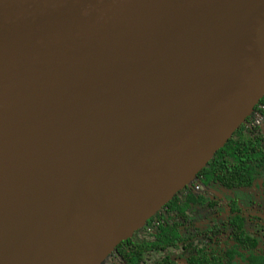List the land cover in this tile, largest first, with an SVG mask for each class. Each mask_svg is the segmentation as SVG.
Returning <instances> with one entry per match:
<instances>
[{"label": "water", "instance_id": "95a60500", "mask_svg": "<svg viewBox=\"0 0 264 264\" xmlns=\"http://www.w3.org/2000/svg\"><path fill=\"white\" fill-rule=\"evenodd\" d=\"M264 97V0H0V264H103Z\"/></svg>", "mask_w": 264, "mask_h": 264}, {"label": "flooded vegetation", "instance_id": "af4514ba", "mask_svg": "<svg viewBox=\"0 0 264 264\" xmlns=\"http://www.w3.org/2000/svg\"><path fill=\"white\" fill-rule=\"evenodd\" d=\"M244 127L264 147V97ZM178 193L175 206H165L129 238L146 247L140 264L165 259L176 264L180 259L185 264H264V176L255 177L249 187H228L215 180L206 183L199 175ZM164 231L171 235L160 246ZM242 232L255 247L238 241ZM103 264L126 263L112 252Z\"/></svg>", "mask_w": 264, "mask_h": 264}, {"label": "trees", "instance_id": "16d2710c", "mask_svg": "<svg viewBox=\"0 0 264 264\" xmlns=\"http://www.w3.org/2000/svg\"><path fill=\"white\" fill-rule=\"evenodd\" d=\"M245 123L246 120L200 171L196 179H198L200 175L204 176L206 183L215 180L228 187H249L255 177L264 176V147L261 146L260 140H254L248 135L244 127ZM200 181H202V179H200ZM177 195L174 198H176ZM174 198L165 206H175L176 202L173 201ZM157 214L158 212L147 222ZM170 235L171 231H164L159 240V245L166 246ZM163 238H165V240ZM237 239L244 246H256V243L245 237L243 232L237 233ZM145 248L146 247L142 246V243H133L128 239L120 243L114 252L117 253L126 264H140ZM159 264L176 263L175 261L165 259Z\"/></svg>", "mask_w": 264, "mask_h": 264}, {"label": "rangeland", "instance_id": "374dc122", "mask_svg": "<svg viewBox=\"0 0 264 264\" xmlns=\"http://www.w3.org/2000/svg\"><path fill=\"white\" fill-rule=\"evenodd\" d=\"M179 262H180V264H185V262H184V261H181V259H180V261H179Z\"/></svg>", "mask_w": 264, "mask_h": 264}]
</instances>
